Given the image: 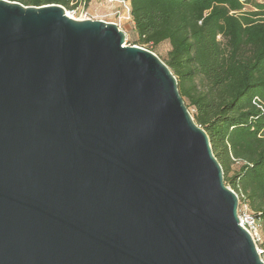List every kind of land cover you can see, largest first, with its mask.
Here are the masks:
<instances>
[{
	"label": "water",
	"instance_id": "95a60500",
	"mask_svg": "<svg viewBox=\"0 0 264 264\" xmlns=\"http://www.w3.org/2000/svg\"><path fill=\"white\" fill-rule=\"evenodd\" d=\"M238 208L157 53L0 0V264H264Z\"/></svg>",
	"mask_w": 264,
	"mask_h": 264
},
{
	"label": "trees",
	"instance_id": "16d2710c",
	"mask_svg": "<svg viewBox=\"0 0 264 264\" xmlns=\"http://www.w3.org/2000/svg\"><path fill=\"white\" fill-rule=\"evenodd\" d=\"M16 1L73 9L83 0ZM127 1L136 33L131 44L155 52L161 43L170 44L167 54L159 56L177 77L195 121L209 134L239 205L260 217L263 239L264 2ZM261 245L264 258V241Z\"/></svg>",
	"mask_w": 264,
	"mask_h": 264
},
{
	"label": "rangeland",
	"instance_id": "374dc122",
	"mask_svg": "<svg viewBox=\"0 0 264 264\" xmlns=\"http://www.w3.org/2000/svg\"><path fill=\"white\" fill-rule=\"evenodd\" d=\"M256 1L261 3L264 2V0ZM74 3H76V1H74ZM67 11L74 17L87 15L93 19H103L116 22L119 27L125 31L128 44H131V41L136 37L134 24L130 15V4L127 0H91L89 4L83 0L82 2L77 3L73 9H67ZM169 48L170 44L168 42H163L158 46V49L156 50L157 52H154L158 55L164 56L167 54ZM236 169H238V165L234 166V170ZM263 241L264 236L263 239L258 242L260 249L263 247L261 245Z\"/></svg>",
	"mask_w": 264,
	"mask_h": 264
},
{
	"label": "built area",
	"instance_id": "2783aa9c",
	"mask_svg": "<svg viewBox=\"0 0 264 264\" xmlns=\"http://www.w3.org/2000/svg\"><path fill=\"white\" fill-rule=\"evenodd\" d=\"M80 18H91L87 15L81 16ZM238 217L240 219V224L246 228L258 244L262 240L261 234V219L254 212H252L247 205L240 206L238 208ZM262 252L263 250L260 249Z\"/></svg>",
	"mask_w": 264,
	"mask_h": 264
},
{
	"label": "bare ground",
	"instance_id": "6f19581e",
	"mask_svg": "<svg viewBox=\"0 0 264 264\" xmlns=\"http://www.w3.org/2000/svg\"><path fill=\"white\" fill-rule=\"evenodd\" d=\"M71 15V14H70Z\"/></svg>",
	"mask_w": 264,
	"mask_h": 264
}]
</instances>
